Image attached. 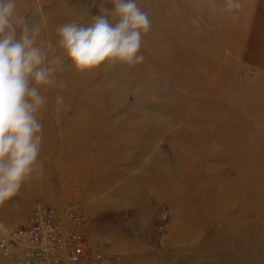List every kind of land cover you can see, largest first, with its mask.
<instances>
[{"label": "rangeland", "instance_id": "1", "mask_svg": "<svg viewBox=\"0 0 264 264\" xmlns=\"http://www.w3.org/2000/svg\"><path fill=\"white\" fill-rule=\"evenodd\" d=\"M137 4L152 24L142 39L143 62L81 72L56 47V29L91 23L113 8L111 0H17L29 29L40 28L37 42L53 45L52 55L62 61L56 85L40 89L49 113L38 119L61 130L56 149L65 148L67 156L82 154L100 168L109 160L111 171L128 164L131 175L142 176L138 206L122 210L142 224L100 228L105 236L142 233V264H264V93L256 94L252 109L235 97V73L264 70L236 59L241 34L233 30L226 0ZM244 116L252 120L248 127ZM74 190L81 191L78 178ZM112 190L99 187L97 197L105 203ZM84 207L71 201L63 211H86L89 222ZM117 210L99 209V215ZM31 211L4 225L25 221ZM88 222L85 234L103 247L109 264L113 256L93 239Z\"/></svg>", "mask_w": 264, "mask_h": 264}, {"label": "clouds", "instance_id": "2", "mask_svg": "<svg viewBox=\"0 0 264 264\" xmlns=\"http://www.w3.org/2000/svg\"><path fill=\"white\" fill-rule=\"evenodd\" d=\"M111 3V10L91 17L89 24L72 21L57 27L56 47L76 70L143 62L142 39L152 27L147 13L137 0ZM240 7L239 0H226V11ZM39 33V26L29 29L25 17L18 14L17 0H0V206L17 196L41 167L43 126L38 115L46 99L40 89L56 85L54 74L62 61L52 55L53 45L37 42ZM62 103L58 96L57 105Z\"/></svg>", "mask_w": 264, "mask_h": 264}, {"label": "crops", "instance_id": "3", "mask_svg": "<svg viewBox=\"0 0 264 264\" xmlns=\"http://www.w3.org/2000/svg\"><path fill=\"white\" fill-rule=\"evenodd\" d=\"M239 2L241 7L233 11V30L241 34V45L238 46L239 53L236 59L240 60L241 65H250L251 69L252 66H257L263 71L264 0H239ZM263 72H259L258 75L241 73L240 76L235 73L239 88L235 97L242 100L240 102L236 99L237 104L248 106L251 109L257 107L255 105L256 94L264 93ZM237 110L239 109L235 108V111ZM48 111H45L43 107L40 113ZM39 121L43 126V138L38 157L41 167L23 183L17 196L0 206V224L23 220L27 213L31 209L33 211L38 205H54L64 208L66 203L77 201L86 205L84 208L90 213L89 222L92 226L90 230L95 235L93 239L105 244L109 253L112 254L113 257L109 264H142V233L131 232L105 236L100 231L101 226L107 223L118 226L119 229L125 224L129 225L130 229L142 224L134 217L125 219L122 216L123 209L138 206L135 201L142 194V176L140 174L137 177L131 175L128 171L131 166L128 164L122 168V171H111L109 160L102 163L101 167H104L102 169L100 164L94 166L92 160L88 157L83 158L82 154L67 156L65 148L61 150L57 147L56 149V146L60 145L61 140L64 139L61 130L56 129L55 124L49 120L39 119ZM244 123L245 127L251 125L252 120L249 116H244ZM76 178L80 183L81 191L77 190L80 195L74 190ZM148 183L150 185L151 181L149 180ZM104 186L113 187L110 196L106 197V204L104 200L97 197L100 195L97 189L104 188ZM106 208L118 210L99 215V209ZM23 209H28V212H22Z\"/></svg>", "mask_w": 264, "mask_h": 264}, {"label": "built area", "instance_id": "4", "mask_svg": "<svg viewBox=\"0 0 264 264\" xmlns=\"http://www.w3.org/2000/svg\"><path fill=\"white\" fill-rule=\"evenodd\" d=\"M63 210L42 204L19 224H0V264H103V247L90 243L85 234L88 213Z\"/></svg>", "mask_w": 264, "mask_h": 264}]
</instances>
